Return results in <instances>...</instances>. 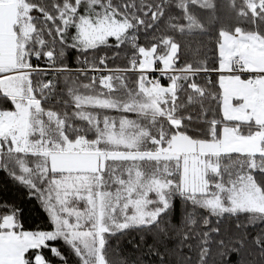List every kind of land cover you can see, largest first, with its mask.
<instances>
[{
  "label": "snow or ice",
  "instance_id": "1",
  "mask_svg": "<svg viewBox=\"0 0 264 264\" xmlns=\"http://www.w3.org/2000/svg\"><path fill=\"white\" fill-rule=\"evenodd\" d=\"M171 8L180 15L165 19ZM217 24L214 57L198 48L181 62L176 35ZM99 46H126L127 66L109 68L104 56L65 63L68 50ZM202 73L216 79L202 85ZM53 96L62 110L44 106ZM0 172L47 216L25 230L24 209L0 200V264H53L44 250L69 264L57 241L78 264H111L109 237L133 229H155L157 240L174 232L181 247L196 236V264H208L210 243L221 259L243 247L247 234L212 241L220 229L209 217L264 224V0H0ZM198 209L208 231H195ZM253 243L264 259V229ZM149 252L163 264L157 247Z\"/></svg>",
  "mask_w": 264,
  "mask_h": 264
},
{
  "label": "trees",
  "instance_id": "2",
  "mask_svg": "<svg viewBox=\"0 0 264 264\" xmlns=\"http://www.w3.org/2000/svg\"><path fill=\"white\" fill-rule=\"evenodd\" d=\"M114 3L122 2V0H113ZM218 6L221 3L226 2V0H216ZM195 14H197L201 19H204L208 13L200 10L199 8L192 9ZM168 14L180 15V12L171 8L165 14V19ZM218 14L221 17L224 16V11L218 7ZM165 20L162 19L156 25V28H163ZM219 25H213L209 28V31L206 34L195 35V36H181L176 35L183 45L184 48L181 52V62L185 60L192 59L193 54L199 48L201 51L199 53L200 57L204 56L214 57V39L218 31ZM74 29H70L69 32H74ZM156 29L149 30L147 33L141 32L140 34V43H145V41L150 38ZM109 44L114 45L115 39L109 38ZM130 55V52L127 53ZM78 56H81V59H77ZM101 56L106 57V63L109 68L115 67H126V46L121 48H116L114 46H99L96 50H89L87 53L81 55L77 50L72 49L68 50L67 56L65 58V63H67L72 68L87 67L82 63L83 58H87L91 62L98 63ZM43 60V59H42ZM33 64H38L37 60L33 58ZM211 65V61L210 64ZM100 67H103L102 65ZM159 67V64L156 65ZM156 71L149 73V76L155 74ZM100 74H108L103 72ZM94 73L89 72L88 78H90ZM160 76V73H158ZM131 79H135L134 76H130ZM211 78L213 81L216 79V75L202 73L196 77L197 82L204 84L205 80ZM45 80L53 79V74L49 72L45 77ZM81 80L88 82L87 79L81 77ZM163 84L167 83L165 78H161ZM64 88L63 76L59 78L57 84L56 92L59 93L61 89ZM67 98V97H62ZM183 99V97H182ZM6 107H11L10 104H5ZM46 108L49 106L54 107L56 110H62V105L57 104V97L53 96L48 100L45 105ZM112 115H116L115 111L111 112ZM0 200L7 201L10 204L15 203L16 205L24 209L22 224L25 230L35 229L38 225L47 224V216L43 211L41 205L37 202L35 198L29 199L25 189L14 181H12L6 173L0 172ZM177 206L180 207V202L177 201ZM179 215V214H178ZM174 220L173 223L178 222ZM209 216L208 212L203 209L197 210L198 224L195 226V231L197 233L202 231H208L209 228L203 227V218ZM211 228L219 227V235L212 234V241L218 242L221 239H224L227 243L231 238L233 242L236 241L238 237H241L247 234V240L244 242L243 247L236 245V250L228 251L223 259L217 256L218 247L217 243H210L211 247V256L209 257L208 264H264V259H260L257 255L259 249L253 243V238L261 232V229H264V224H255L253 226L241 227L237 229L236 224L239 222L241 225H244L248 221L246 215H241L238 218L231 217L227 214L217 223L216 217H209ZM143 237V239H142ZM199 239L196 236H193L190 240L185 242V245L181 247L180 241L177 239L174 232H170L167 237H160L157 240L155 236V229L149 231L148 229H133L125 231L124 234H116L115 236L109 237L108 251L107 256L111 264H161L159 256L153 255L149 252V246H155L159 249V252L164 254L163 264H196L199 253ZM56 244L61 247L64 254L68 257L69 264H78L76 258L71 254V252L62 244V242L57 241ZM191 245V247H189ZM229 249H232V245L229 244ZM44 254L52 260L53 264H60L58 260L51 257L50 253L47 250H44ZM190 258L186 260L185 258Z\"/></svg>",
  "mask_w": 264,
  "mask_h": 264
},
{
  "label": "built area",
  "instance_id": "3",
  "mask_svg": "<svg viewBox=\"0 0 264 264\" xmlns=\"http://www.w3.org/2000/svg\"><path fill=\"white\" fill-rule=\"evenodd\" d=\"M38 62V64L41 66V67H45L46 66V62H45V60L43 59H41L40 61H37ZM150 78H155V77H158V72H155V74H152V75H150L149 76Z\"/></svg>",
  "mask_w": 264,
  "mask_h": 264
},
{
  "label": "crops",
  "instance_id": "4",
  "mask_svg": "<svg viewBox=\"0 0 264 264\" xmlns=\"http://www.w3.org/2000/svg\"><path fill=\"white\" fill-rule=\"evenodd\" d=\"M151 72H153V71H151ZM151 72H149V73H151ZM156 72H158V71H156ZM159 73V72H158ZM167 84V83H166Z\"/></svg>",
  "mask_w": 264,
  "mask_h": 264
},
{
  "label": "rangeland",
  "instance_id": "5",
  "mask_svg": "<svg viewBox=\"0 0 264 264\" xmlns=\"http://www.w3.org/2000/svg\"><path fill=\"white\" fill-rule=\"evenodd\" d=\"M161 65H159V67H160Z\"/></svg>",
  "mask_w": 264,
  "mask_h": 264
}]
</instances>
